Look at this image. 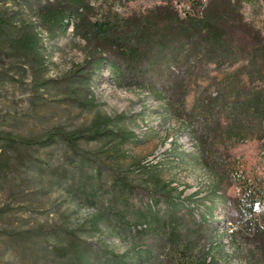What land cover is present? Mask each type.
<instances>
[{"label":"trees","instance_id":"1","mask_svg":"<svg viewBox=\"0 0 264 264\" xmlns=\"http://www.w3.org/2000/svg\"><path fill=\"white\" fill-rule=\"evenodd\" d=\"M137 1L0 0V57L12 61L0 68V78L17 80L15 65L18 74L29 69L33 106L40 104L42 90L52 88L62 102L96 108L93 86L106 67L117 83L148 90L196 140L212 179L205 195L212 201L205 207L211 211L218 202L234 205L240 220L248 218V235L264 260V212H256L264 204L263 180L256 171L242 169V158L230 152L257 141L264 155V21L246 13L248 3L259 10L258 1L147 0L145 6ZM115 3L123 11L114 9ZM71 22L73 35L86 41V56L64 74L45 77L50 62L41 31L48 40L56 39L70 32ZM210 65L222 70L213 78L217 89L201 92L188 108L189 84L205 78ZM125 118L97 111L87 124L55 125L37 137L0 126V188H17L27 175L42 178L53 172L100 207L90 226L62 222L17 232L1 229L0 234L33 232L66 264H131L130 253L141 264L164 248L174 253L183 249L189 258L191 235L206 236L209 219L195 214L191 200L166 178L160 164L120 160L127 156L126 144L143 141ZM55 143L72 153L70 166L52 168L41 157L40 150ZM81 143H100L102 148L85 151ZM224 156L229 169L215 166ZM234 180L241 188L236 197L229 194ZM8 210L2 207L0 213ZM103 226L137 242L118 253L86 237ZM210 250L203 246L195 264H214Z\"/></svg>","mask_w":264,"mask_h":264},{"label":"rangeland","instance_id":"2","mask_svg":"<svg viewBox=\"0 0 264 264\" xmlns=\"http://www.w3.org/2000/svg\"><path fill=\"white\" fill-rule=\"evenodd\" d=\"M146 1L138 0L136 4L145 6ZM148 1L153 3V0ZM257 1L259 10L254 9L252 3H248L246 13L261 23L264 21V0ZM113 8L123 11V6L119 3H115ZM41 36L50 62L45 77L64 74L73 64L84 60L87 52L86 41L73 35L72 31L50 40L45 31H41ZM10 63L12 61L0 57V68ZM17 71L20 70L15 65L14 75L17 80L0 78L2 128L24 136L37 137L55 125L72 128L87 124L97 111L112 116L124 114L125 124L139 134L143 141L126 144L123 148L127 156H121L120 160L127 165L132 164L135 159L150 165L160 164L166 178L172 179L173 185L178 186L179 190H184L183 196L187 195L191 200L195 214L207 215L209 225L205 229L206 236L201 234L200 237L198 232L191 235L189 258L183 249L174 253L164 248L145 257L141 264H195L194 257L199 255L203 246L211 248L214 264H264L261 250L255 247L252 235H248V218L243 217L240 220L241 217L237 216L236 207L232 204L218 202L211 211L205 207L212 201L205 197L212 185V179L207 166L201 161L196 140L190 136L187 128H182L180 120L166 115L164 106L148 90L137 85L117 83L110 69L106 67L96 76L93 86L98 103L96 108L84 110L62 102L58 99L60 92L52 88L42 90L40 104L33 106V74L29 69L23 74H18ZM221 71L210 65L209 74L205 78L189 84L188 108L201 92L209 93L217 89L213 78L220 76ZM81 148L95 151L102 147L100 143H81ZM230 152L235 158H242V169L248 174L256 171L264 184V155H261L257 141L239 144L231 148ZM71 154L61 143L40 150L41 157L52 168L70 166ZM215 166L230 168L225 156L219 158ZM59 177L53 172L42 178L31 174L17 188H0V208H9L8 211L0 213V230L17 232L62 222L77 228L90 226V221L100 209L99 205L85 199L75 187ZM240 191L241 188L235 181L230 186L229 194L236 197ZM256 212H264V204L257 206ZM86 237L92 242L107 245L118 253L127 252L137 242L135 238L124 237L104 226L99 231L90 230ZM129 255L133 260L131 264H139L136 259H132L131 253ZM0 264H66V258L54 256L45 241L33 232L15 235L3 233L0 234Z\"/></svg>","mask_w":264,"mask_h":264},{"label":"bare ground","instance_id":"3","mask_svg":"<svg viewBox=\"0 0 264 264\" xmlns=\"http://www.w3.org/2000/svg\"><path fill=\"white\" fill-rule=\"evenodd\" d=\"M70 31H72V32H73V22H71ZM45 37H46V36H45Z\"/></svg>","mask_w":264,"mask_h":264}]
</instances>
